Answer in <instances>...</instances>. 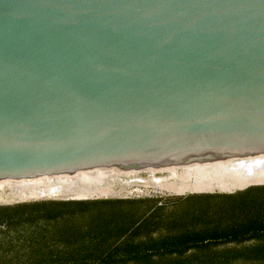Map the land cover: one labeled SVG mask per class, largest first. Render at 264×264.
<instances>
[{"label":"water","instance_id":"obj_1","mask_svg":"<svg viewBox=\"0 0 264 264\" xmlns=\"http://www.w3.org/2000/svg\"><path fill=\"white\" fill-rule=\"evenodd\" d=\"M264 186V0H0V205Z\"/></svg>","mask_w":264,"mask_h":264},{"label":"trees","instance_id":"obj_2","mask_svg":"<svg viewBox=\"0 0 264 264\" xmlns=\"http://www.w3.org/2000/svg\"><path fill=\"white\" fill-rule=\"evenodd\" d=\"M0 264H264V186L0 206Z\"/></svg>","mask_w":264,"mask_h":264},{"label":"rangeland","instance_id":"obj_3","mask_svg":"<svg viewBox=\"0 0 264 264\" xmlns=\"http://www.w3.org/2000/svg\"><path fill=\"white\" fill-rule=\"evenodd\" d=\"M239 192H242V191H239ZM236 193H238V192H236ZM190 195H199V194H189V195H185V196L163 197L161 199L174 198V197H186V196H190ZM154 199H157V198H154ZM114 200H117V199H114ZM36 202H46V201H36ZM36 202H25V203H18V204H11V205H0V206H16V205H20V204H29V203H36Z\"/></svg>","mask_w":264,"mask_h":264}]
</instances>
